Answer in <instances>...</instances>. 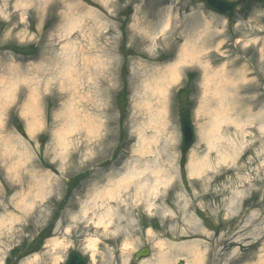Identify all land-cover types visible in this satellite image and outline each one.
<instances>
[{
  "label": "rangeland",
  "instance_id": "obj_1",
  "mask_svg": "<svg viewBox=\"0 0 264 264\" xmlns=\"http://www.w3.org/2000/svg\"><path fill=\"white\" fill-rule=\"evenodd\" d=\"M227 1L240 5L221 16L204 0H0V264H63L71 251L143 264L160 244L167 264L194 245L198 264H264V4ZM205 24L212 44L179 67L165 123L153 122L151 72ZM185 110L195 140L183 157Z\"/></svg>",
  "mask_w": 264,
  "mask_h": 264
},
{
  "label": "bare ground",
  "instance_id": "obj_2",
  "mask_svg": "<svg viewBox=\"0 0 264 264\" xmlns=\"http://www.w3.org/2000/svg\"><path fill=\"white\" fill-rule=\"evenodd\" d=\"M171 19L169 17V15L166 16L165 21L162 24V28L160 30V34H163L167 28L168 25L170 23ZM210 27L209 24H205V26H203V28L200 30L199 29H193V32L191 35H189L187 37L186 34V41L183 44V46L180 49V54L178 56V59L176 62H174L173 64H170L168 66H166L165 68H160L158 70H154L151 72V77L149 78V80L146 82L145 86H144V91H143V97L148 95V97L152 96V94H157L159 95V99L162 101L161 102V106L159 108V110L156 108L155 111L158 112L157 116L158 119L154 120L153 122H160L161 123H165L164 117H165V112H166V101H167V95L166 93L168 92V89L171 87L172 83H175L178 78H179V67L183 64H185L187 61L188 62H200V53L201 51L205 50V46L208 44H212L213 41H211L210 39H212L213 37L210 38V36H207V32L209 31ZM176 33V31H175ZM204 38L209 39L210 42H207L205 45L203 44V40ZM199 42L201 43L199 46ZM65 46L67 48H70L71 50H73V47H69ZM67 63H69V65L65 66L64 65V76L68 77V80H72L69 76V74L71 73L72 69V57L69 55L66 57L65 60ZM203 71H204V75H205V84H206V90H209L212 92L211 94V102L213 104H215V72L210 69L207 64H204L203 66ZM226 76L224 82H228V77L226 74H224ZM223 77V76H222ZM208 86V87H207ZM221 92H224V90H221ZM220 95V93H219ZM221 97L223 98V95H221ZM0 98H2V96H0ZM0 101H2V99H0ZM2 110V109H1ZM1 110H0V118L2 117L1 115ZM150 110V109H149ZM3 113V112H2ZM149 115V120L151 119L153 114H150L148 112ZM155 116V115H154ZM152 120H150L149 123H153ZM208 132H212L215 133V123H213V125H211L210 130ZM149 148V146H148ZM150 149V148H149ZM199 163L200 160H195L192 159L191 162L189 163V169H197L199 167ZM127 183L126 180H123ZM122 182V180H121ZM159 184L161 185V181L159 182ZM125 187V186H124ZM157 186L155 187L154 190L150 189L149 187H146V193L149 194L150 191H152V194L154 195L155 192L157 191ZM150 206L148 207V211L150 210ZM109 214H106V216H108ZM111 215V214H110ZM103 219V218H102ZM102 219H99L97 221V223L101 226H104V229L107 230L108 226L111 224V222L106 221L105 223L103 222ZM249 228H244L243 231H247ZM96 241L94 240H89L87 243V247L89 249L92 250V252H94L95 244ZM56 244V243H55ZM130 246L129 243H125L124 245V249L128 248ZM163 249V244H160L159 246V250H160V255L157 257V259L153 262H149V263H143V264H167L165 257L163 255H167L168 253H164L162 252ZM179 252H175L173 253V257H178L180 256L181 253ZM199 251H198V247L194 245V247L190 250V253H186V263L185 264H198L201 261V257L199 256ZM171 255V254H170ZM172 257V260H174V258Z\"/></svg>",
  "mask_w": 264,
  "mask_h": 264
},
{
  "label": "water",
  "instance_id": "obj_3",
  "mask_svg": "<svg viewBox=\"0 0 264 264\" xmlns=\"http://www.w3.org/2000/svg\"><path fill=\"white\" fill-rule=\"evenodd\" d=\"M194 2H198L199 0H192ZM257 2L264 3V0H255ZM205 6L211 10L212 12H215L220 15L230 14L236 4L228 3L224 0H206ZM180 119V128H181V146L180 151L181 155L184 156L187 151L190 149L191 145L194 141V133L193 129L191 127V121L189 119L188 112H182L179 116ZM19 133L22 135L23 132L21 128L19 129ZM184 160H182L181 165H183ZM149 255V251L147 249H143L139 252H137L134 255L135 260H139L140 258L147 257ZM64 264H87L86 260L77 252H71L68 254L66 261Z\"/></svg>",
  "mask_w": 264,
  "mask_h": 264
}]
</instances>
